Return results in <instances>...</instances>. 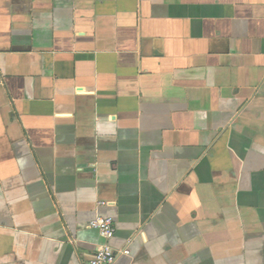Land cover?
<instances>
[{
    "label": "crops",
    "instance_id": "1",
    "mask_svg": "<svg viewBox=\"0 0 264 264\" xmlns=\"http://www.w3.org/2000/svg\"><path fill=\"white\" fill-rule=\"evenodd\" d=\"M98 216L114 264H264V0H0V264Z\"/></svg>",
    "mask_w": 264,
    "mask_h": 264
},
{
    "label": "built area",
    "instance_id": "2",
    "mask_svg": "<svg viewBox=\"0 0 264 264\" xmlns=\"http://www.w3.org/2000/svg\"><path fill=\"white\" fill-rule=\"evenodd\" d=\"M99 205L102 206L104 203L100 202ZM88 227L99 234L103 243L96 248L93 257L84 264H114L118 256L129 255L127 248L116 251L109 244L115 233L111 218L98 216L88 223Z\"/></svg>",
    "mask_w": 264,
    "mask_h": 264
}]
</instances>
